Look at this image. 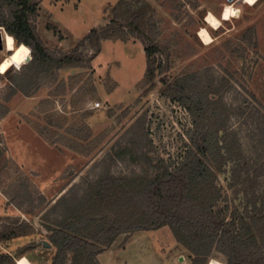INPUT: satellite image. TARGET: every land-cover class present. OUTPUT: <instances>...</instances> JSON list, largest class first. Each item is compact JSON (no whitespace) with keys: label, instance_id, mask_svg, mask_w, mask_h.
<instances>
[{"label":"rangeland","instance_id":"rangeland-1","mask_svg":"<svg viewBox=\"0 0 264 264\" xmlns=\"http://www.w3.org/2000/svg\"><path fill=\"white\" fill-rule=\"evenodd\" d=\"M117 1H61L59 5L72 10V15L54 18L49 13L51 1L39 0L34 25L46 47L69 53L92 28L108 23L109 10ZM146 1L154 9L165 64L164 73L157 76L155 88L149 93L145 86L136 87L144 74L145 58L141 43L135 39L102 43L97 61L93 65V59L90 68L65 67L55 79L43 77L38 90L29 97L17 92L5 101L10 93V78L17 72L15 66L0 75V230L19 219L37 231L0 244V252L14 256L17 250L36 243L23 256L31 264H50L56 251L48 240L42 216L73 184H87L106 170L119 176L172 168L181 161L191 119L178 103L161 96L163 76L172 78L210 68L214 76L230 80L233 88L225 94V101L247 108L242 117H232L230 125L239 132L249 171L242 172L237 183L231 178L230 163L217 174L222 191L217 208L230 218L262 192L264 0H257L252 7L243 0ZM229 4L242 8L240 18L222 21V27L214 31L205 17L212 12L220 19ZM78 7L81 10L77 13ZM49 24L58 33L49 30ZM201 28H206L213 38L210 45H204L198 37ZM248 28H253L254 34L242 42ZM11 55L6 49L1 51L0 63ZM107 89L117 90L111 102L106 101ZM95 102L100 103L97 109L92 108ZM118 150L123 151L121 158L116 156ZM123 238L118 237L100 260L97 256L99 264H184L179 257L189 264L188 253L175 242L167 227L137 232L126 243ZM42 241L51 247H44ZM223 262L214 252L208 264Z\"/></svg>","mask_w":264,"mask_h":264},{"label":"trees","instance_id":"trees-1","mask_svg":"<svg viewBox=\"0 0 264 264\" xmlns=\"http://www.w3.org/2000/svg\"><path fill=\"white\" fill-rule=\"evenodd\" d=\"M38 10L39 0H0V27L15 37L16 49L25 44L32 49L33 57L10 78L5 101L17 92L31 96L41 78L55 79L65 67L90 68L106 41L126 43L135 39L141 43L145 70L136 87L145 86L147 93L165 71L159 27L154 9L146 0H118L109 10L108 23L92 28L69 53L46 47L34 25ZM47 28L58 33L52 24ZM251 34L254 29L248 28L242 42ZM160 83L161 96L178 103L191 119L181 161L172 168L119 176L106 170L87 184H73L48 204L42 216L48 240L56 251L50 264H99L97 256L118 237L123 236L126 243L137 232L164 227L188 253L189 264H208L214 252L224 259L223 264H264V188L253 196L250 205L230 218L217 208L222 198L217 174L230 163L231 178L237 183L241 173L249 171L239 132L230 125L232 117H242L247 108L225 101L233 85L225 76H214L210 68L172 78L163 76ZM112 92L106 91L108 95ZM122 153L118 150L116 156L121 158ZM36 232L32 224L13 219L1 228L0 244ZM35 246L32 243L21 248L14 256L0 252V264H14L13 258Z\"/></svg>","mask_w":264,"mask_h":264},{"label":"clouds","instance_id":"clouds-1","mask_svg":"<svg viewBox=\"0 0 264 264\" xmlns=\"http://www.w3.org/2000/svg\"><path fill=\"white\" fill-rule=\"evenodd\" d=\"M243 3L249 7L254 6L257 3V0H243ZM242 8L235 7L234 4H229L224 7V11L220 19H217L212 12H209L205 17V22L215 31L219 30L222 27V21L232 22L233 18L239 19L242 14ZM0 33H3L4 40L6 42L5 47L7 51H13V55L7 57L3 63H0V75H4L11 67L15 66V70L20 72L22 70V65L30 62L33 57L31 55L32 49L21 44L18 49L15 48V37L8 35L7 32L0 28ZM200 37L201 42L204 45H210L213 42V38L209 34L206 28H201L197 33ZM91 107V104L88 105ZM15 264H31V261L28 260L26 256H21L19 259L13 258Z\"/></svg>","mask_w":264,"mask_h":264},{"label":"crops","instance_id":"crops-1","mask_svg":"<svg viewBox=\"0 0 264 264\" xmlns=\"http://www.w3.org/2000/svg\"><path fill=\"white\" fill-rule=\"evenodd\" d=\"M51 2V8H50V14L54 17V18H56V17H58V16H61V15H65V16H71L72 15V10H70V9H68L67 7H64V6H62V5H59L60 3H61V1H62V3L64 2H68L69 0H50ZM55 5L57 6V7H55ZM81 10V8L80 7H78L77 8V13L79 12ZM60 25L62 26V28H64V29H67L66 27H67V25L66 24H64V23H60ZM103 43H106V42H103ZM97 61V59H94L92 62H93V65L95 64V62ZM143 66V65H142ZM143 69H144V67H143ZM112 72H114V69H112L111 70ZM143 73V72H142ZM117 91V90H116ZM116 91H113L111 94H109V95H107L106 96V101H108V102H111V98L116 94L115 92ZM90 121H93V120H90ZM91 123V122H90ZM90 125V124H89ZM90 128H91V125H90ZM92 129V128H91ZM93 130V129H92ZM180 246V245H179ZM181 247V246H180ZM111 248V247H110ZM109 248V249H110ZM109 249H107L106 251H104L103 253H101L99 256H98V259L100 260L101 259V257L109 250ZM7 254H9L10 256H12L10 253H7ZM180 258H182V257H179V261H181L182 262V260L184 261V264H185V260L186 259H184V258H182V259H180Z\"/></svg>","mask_w":264,"mask_h":264},{"label":"water","instance_id":"water-1","mask_svg":"<svg viewBox=\"0 0 264 264\" xmlns=\"http://www.w3.org/2000/svg\"><path fill=\"white\" fill-rule=\"evenodd\" d=\"M234 0H226V2L228 3H231L233 2ZM5 48V43H4V36H3V33H0V52L3 51ZM9 53V55L11 54V52L7 51ZM41 244L46 247V248H50L51 245L45 241H42ZM182 259V258H180Z\"/></svg>","mask_w":264,"mask_h":264},{"label":"built area","instance_id":"built-area-1","mask_svg":"<svg viewBox=\"0 0 264 264\" xmlns=\"http://www.w3.org/2000/svg\"><path fill=\"white\" fill-rule=\"evenodd\" d=\"M100 107V103L99 102H95L94 104H93V106H92V108H94V109H97V108H99Z\"/></svg>","mask_w":264,"mask_h":264}]
</instances>
